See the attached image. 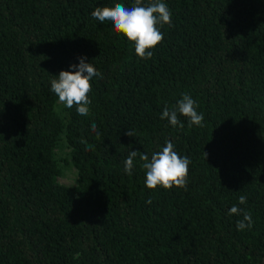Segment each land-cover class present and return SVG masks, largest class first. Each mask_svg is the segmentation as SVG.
Masks as SVG:
<instances>
[{"label": "trees", "instance_id": "1", "mask_svg": "<svg viewBox=\"0 0 264 264\" xmlns=\"http://www.w3.org/2000/svg\"><path fill=\"white\" fill-rule=\"evenodd\" d=\"M134 2L0 0V264L264 258V0H162L172 22L157 25L163 40L148 59L91 16ZM81 57L102 78L90 80L87 116L73 105L62 117L50 81ZM182 94L203 126L179 112L183 127L161 119ZM60 140L76 170L71 186L58 181ZM169 140L190 159L187 185L149 189L140 154L150 160ZM233 205L250 211L251 228L237 229Z\"/></svg>", "mask_w": 264, "mask_h": 264}, {"label": "clouds", "instance_id": "2", "mask_svg": "<svg viewBox=\"0 0 264 264\" xmlns=\"http://www.w3.org/2000/svg\"><path fill=\"white\" fill-rule=\"evenodd\" d=\"M91 16L101 23L111 22L116 32L134 42L135 54L142 59L151 58L153 53L150 49L163 40V33L157 25H170L172 22V13L162 0H153L147 5L142 0H135L131 7H126L123 3H117L114 7H98L91 12ZM70 68L73 70H61L50 81L51 91L65 107L72 108L75 105L79 115L87 116L91 104L88 97L91 91L90 80L94 77L102 78V74L95 69L92 63L85 62L83 57L79 58L78 64L70 65ZM195 105L196 101L189 94H182L175 108L169 109L165 106L161 119H167L172 126L183 127L178 118L177 113L179 112L188 118L190 126H203V114L196 111ZM96 127L95 123L90 125L93 131ZM126 135L133 136L134 133L130 130L126 132ZM137 156V150H130L124 161V171L129 176L132 175L134 159ZM140 160L143 161L141 167L146 170L147 188L155 189L158 185L165 189H171L173 186L186 187L190 159L187 156L178 155L174 151L172 141H166L162 150L154 152L150 160L146 154H140ZM238 200L239 204H245L246 196L241 195ZM148 203L151 201L149 200ZM229 214L243 215V219L237 222L238 230L251 228L253 221L250 211H244L237 205H233L229 209Z\"/></svg>", "mask_w": 264, "mask_h": 264}, {"label": "rangeland", "instance_id": "3", "mask_svg": "<svg viewBox=\"0 0 264 264\" xmlns=\"http://www.w3.org/2000/svg\"><path fill=\"white\" fill-rule=\"evenodd\" d=\"M66 108L59 100L56 102L55 110L64 117L66 115ZM55 158L61 169L60 176L58 177L59 183L63 185H74L76 183V170L73 167L69 155V148L66 146L64 140H60L57 148L55 149ZM264 264V258L258 263Z\"/></svg>", "mask_w": 264, "mask_h": 264}]
</instances>
